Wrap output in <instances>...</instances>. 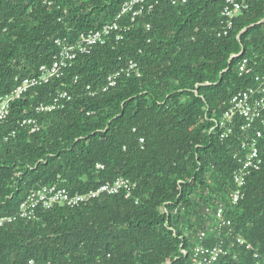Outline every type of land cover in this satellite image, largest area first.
Segmentation results:
<instances>
[{
    "label": "trees",
    "instance_id": "16d2710c",
    "mask_svg": "<svg viewBox=\"0 0 264 264\" xmlns=\"http://www.w3.org/2000/svg\"><path fill=\"white\" fill-rule=\"evenodd\" d=\"M127 1L0 0V100L14 92L16 79L52 65L56 40L75 41L101 30ZM225 4L187 0L173 6L172 0H158L151 14L131 23L123 41L96 47L64 79L12 104L0 127V218L16 217L30 193L43 187L60 186L72 197L118 178L138 187L133 199L102 195L73 209L40 207L33 222L7 223L0 228V264H191L197 234L209 231L205 208L227 194L239 168L234 157L242 122L222 140L213 116L222 115L235 94L255 86L254 76L238 74L242 58L257 59L256 73L264 74V0L235 20L228 37H220ZM131 61L142 77L124 78L100 92ZM62 91L73 97L64 110L35 112ZM29 117L43 125L33 135L22 126ZM261 147L264 152V141ZM244 191V200L226 215L235 234L264 252V166ZM179 205L186 213L175 219ZM216 242L210 236L205 246ZM242 256L218 264H252L249 255Z\"/></svg>",
    "mask_w": 264,
    "mask_h": 264
},
{
    "label": "built area",
    "instance_id": "2783aa9c",
    "mask_svg": "<svg viewBox=\"0 0 264 264\" xmlns=\"http://www.w3.org/2000/svg\"><path fill=\"white\" fill-rule=\"evenodd\" d=\"M259 0H226L221 13L220 37H228L234 29L235 20L249 10ZM187 0H172L173 6L185 5ZM52 4L49 3V6ZM158 0H130L124 3L122 10L115 21L104 26L101 30L83 33L73 41L71 38H63L55 41L58 55L55 56L51 66H42L35 77L24 80L16 79L17 86L11 95L0 100V127L3 126L9 116L12 104L28 98V94L34 88L48 85L53 81L65 78L67 71L72 69L81 56L91 55L96 47L106 46L110 43H118L125 39L131 30V23L144 14H151ZM148 31L151 26H147ZM241 53L238 57H242ZM264 68V51L262 54ZM240 77L254 76L255 86L235 94L228 103L224 104L222 115L215 113L213 116L218 120L217 127L221 130V139L226 140L232 135L240 124L241 148L234 159L238 161L239 168L234 172L232 185L227 194L214 204H208L205 208L203 219L208 225L209 231H201L197 234V245L192 249L191 264H218L222 259L233 257L237 262L246 259L242 254L249 255L252 264H264V252L258 251L244 237L235 234L232 218H227V211H234L245 198V187L250 176L260 171L264 166V152L261 144L264 141V74L256 73L258 69L257 59L242 58L237 66ZM142 71L138 63L131 61L126 69L110 75L104 87L100 90L107 93L115 89L119 82L126 79L141 78ZM92 92L90 96H96ZM73 100L68 91H62L53 97L50 105H40L35 109L38 114L53 113L64 110L68 103ZM22 126L30 129V134L38 133L43 125L36 118L29 117L22 121ZM6 142L9 138L5 139ZM144 143V140H141ZM1 144V140H0ZM104 169L103 166H98ZM138 184L125 178H118L112 183L102 185L96 191L86 195L71 196L69 191L60 186L43 187L33 191L22 204L16 217L0 218V228L7 223L14 222L17 218L27 219L29 222L36 221V210L41 207L44 211H52L57 207L75 208L90 200L97 199L102 195L117 196L122 193L126 199H133ZM140 203L136 199V204ZM186 213L184 205L177 206L172 217L177 219ZM195 226L196 219L192 221ZM187 226H181L185 235L189 233ZM210 236H215L218 242L211 246H205ZM32 264V263H31Z\"/></svg>",
    "mask_w": 264,
    "mask_h": 264
}]
</instances>
